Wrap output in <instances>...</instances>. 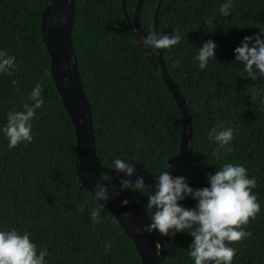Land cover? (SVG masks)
<instances>
[{"label":"trees","instance_id":"16d2710c","mask_svg":"<svg viewBox=\"0 0 264 264\" xmlns=\"http://www.w3.org/2000/svg\"><path fill=\"white\" fill-rule=\"evenodd\" d=\"M138 1L126 0L125 14L122 0H75L72 39L100 163L114 170L115 159L132 161L135 174L156 179L167 163L172 173L181 162L184 118L131 32L128 19ZM159 1L144 0L141 26L146 35H172L175 29L183 35L179 44L161 52L193 123L191 175L198 188L210 187L208 175L231 163L244 166L248 178L255 177L252 194L260 211L242 226L251 235L234 242L232 264H264V77L247 78L234 54L245 36L264 29V0H231L229 16L219 11L226 0H163L158 6ZM49 3L0 0V51L16 58L12 75L0 73V231L29 233L38 253L47 248L45 264H142L117 220L75 172V129L52 80L41 34L42 11ZM208 40L217 45L215 59L201 69L195 57ZM177 60L180 64L173 68ZM37 83L43 84L44 104L32 121L33 140L9 149L3 132L7 114L33 103L29 96ZM218 125V131L233 130L232 150L222 151L220 159L214 155L216 142L209 139ZM103 177L118 188L124 179ZM152 186L145 184L141 193L125 190L148 216ZM85 201L87 206L81 208ZM178 203L191 209L198 202L189 197ZM93 208H100L96 223L90 215ZM187 231L175 236L155 231L165 247L161 264H194L189 255L194 237Z\"/></svg>","mask_w":264,"mask_h":264},{"label":"clouds","instance_id":"9594fccd","mask_svg":"<svg viewBox=\"0 0 264 264\" xmlns=\"http://www.w3.org/2000/svg\"><path fill=\"white\" fill-rule=\"evenodd\" d=\"M231 0H226L219 6L222 16H229L232 11ZM53 23H66V17L53 16ZM208 23H211L209 20ZM264 29L254 36H245L241 45L235 48V61L243 64L247 78L255 81L258 77H264ZM183 35L179 29H175L172 35H160L149 33L140 37L144 49H151L155 54L157 50L171 49L180 43ZM217 45L212 41H206L195 59L199 62V67H207L210 59H215V49ZM16 58L10 56L6 51H0V73L12 75V70L16 67ZM180 64L177 60L172 67L176 68ZM68 69V64L64 65ZM70 78L64 77V86H69ZM16 81H13L15 86ZM43 84L37 83L32 90L29 100L33 103H25L23 111H10L7 114V124L3 128L4 134L9 139V149L15 148L22 142L31 143L32 121L36 116L37 109L41 108L44 100L41 98ZM219 125L209 133V139L217 144L214 155L220 159L222 151L230 152L229 146L233 140V130L224 128L217 130ZM228 146V147H226ZM141 145H137V148ZM173 166L166 164V170L161 171L156 177L157 183L152 186L148 195L146 205L147 212H151L150 225H145L143 231L151 234L158 231L163 236H175L176 233L187 231L194 237L190 246V257L194 264H232L236 249L228 246L227 242H239L250 236L251 233L242 230V226L249 223L250 218L255 219L260 211L257 197L252 194V189L256 187V179L248 178L247 170L244 166L225 163L220 170L213 175H208L210 187L193 190L182 176H172L167 169ZM114 170L126 174L120 180L119 190L115 185L96 183L94 186V200L105 208L111 199L109 189L119 195V191L134 190L142 192L145 188L143 176L133 181L131 177L136 169L134 162H125L122 159L113 161ZM191 197L198 203L194 208H185L178 202ZM100 201L104 203L101 204ZM129 201H122L125 206ZM87 206V201L81 208ZM91 219L94 223L99 222L100 208L90 209ZM127 219L131 214L122 213ZM110 246L106 245V250ZM159 248V245H157ZM48 250L43 247L39 250L37 245L30 240V234L25 232L18 234L15 228L8 231H0V264H45V257Z\"/></svg>","mask_w":264,"mask_h":264},{"label":"water","instance_id":"95a60500","mask_svg":"<svg viewBox=\"0 0 264 264\" xmlns=\"http://www.w3.org/2000/svg\"><path fill=\"white\" fill-rule=\"evenodd\" d=\"M125 1L122 0V7L126 14ZM162 1H159L158 6L161 5ZM143 2L144 0L138 1L132 19H128L131 32L139 49L145 54L150 64L167 85L184 118L179 144L181 162L177 169L170 174L174 177H184L186 183L193 190L200 189L196 186L190 172L193 152V123L186 102L168 74L161 50H157L154 54L150 48L144 49L142 43L139 42L140 37L146 36L140 19ZM157 15L158 12L156 11L154 14L156 33L158 26ZM53 16L66 17V23H53L51 19ZM74 19L75 0H50V3L42 11L41 34L50 56L52 80L75 129L77 147L74 162L75 172L81 184L91 195H94L93 189L96 183L109 184L104 179L103 174L119 178L128 177L124 173L118 174L115 170L104 167L97 157L91 105L82 84L78 58L73 46L72 31ZM65 64H68L67 70L64 68ZM65 76L70 78L68 87L64 86ZM140 176L134 173L131 179L135 180ZM143 178L147 185H155L157 183V179L144 176ZM116 188L119 190L118 187ZM109 196L111 199L107 202L105 209L114 216L127 237L133 242L140 256L141 263L161 264L165 259L164 244L157 238L155 231L151 234L143 231L145 225L151 224V220L140 202L125 190L119 191V195H116L115 191L109 189ZM124 200L129 201V203L122 206V201ZM100 203L103 204L104 202L100 201ZM124 212H128L131 215L125 219L122 215ZM226 244L233 246L234 242L231 244L226 241ZM157 245H159V248H157ZM209 264H214V262H209Z\"/></svg>","mask_w":264,"mask_h":264}]
</instances>
